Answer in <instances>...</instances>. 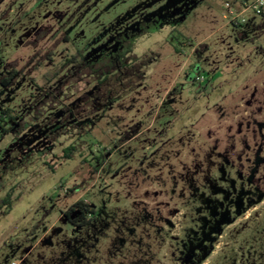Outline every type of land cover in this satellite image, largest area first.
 Returning <instances> with one entry per match:
<instances>
[{"label": "rangeland", "instance_id": "1", "mask_svg": "<svg viewBox=\"0 0 264 264\" xmlns=\"http://www.w3.org/2000/svg\"><path fill=\"white\" fill-rule=\"evenodd\" d=\"M229 9L0 0V264H264V17Z\"/></svg>", "mask_w": 264, "mask_h": 264}, {"label": "trees", "instance_id": "2", "mask_svg": "<svg viewBox=\"0 0 264 264\" xmlns=\"http://www.w3.org/2000/svg\"><path fill=\"white\" fill-rule=\"evenodd\" d=\"M262 16L264 17V14H262ZM167 20L168 19L166 18V16H164L163 13L157 12L153 16H151L148 19H146L145 21L141 22L138 27H139V29H143V27H146L147 30H157L161 26V24H164ZM120 40L123 41L124 40V37L123 36H120ZM128 40L129 39H127L125 41L126 42H129ZM79 57L80 58L77 60L75 58V56H72V60H75V64L79 68L80 71H82L80 68L86 69V68H90L93 65L92 63H85L83 61L84 60V55L83 54L79 53ZM121 57H122V55H121L120 49L118 48L116 55H114V57L112 59L111 58L109 59L110 64L108 63V58H106L102 63L95 64V66H97V69H95V70H96V74L98 75L97 76V79H96L98 85H100L103 82H105L107 80V78L109 80V75L107 76V74H108V68L109 69L110 68L113 69V70L110 69V71H112L113 76L116 74V71L117 70H120V67H121V70L125 68L124 60L122 59V62H121ZM98 67H100L99 68V72H98ZM136 67L137 66L132 65V67H130L131 69H126V70L124 69L122 71L124 72V74H129V73H131V71L132 72H136V70H137ZM112 74H110V76H112ZM46 100L52 101L53 102L52 104H56V101L52 98V96L50 98H47V99L42 100V101L44 102ZM45 106H49L48 103H44L40 107H45ZM65 107L66 106L63 107L62 111H59L57 113V118H62L64 110H67L68 109V108H65ZM2 113L4 115H7V112L6 111H2ZM9 117L11 119H13L14 125H18L21 128H25L26 127V124H21V122H18L17 115L9 116ZM57 118L55 119V117H51L50 116V118H49L50 119V122H48L49 123V126L48 127H50L51 130H48V132L51 131V132L55 133L57 130H59L61 128V125L59 124V119H57ZM16 129L17 128H15V130ZM22 140L25 142L26 140H29V139H28L27 136H25ZM18 146L19 147L21 146L22 149H24L25 147L28 148V146L25 145V144H23L22 142L18 143ZM44 148L47 149L46 146L43 147V149ZM73 149H74V147L72 145L66 147L63 150V156L62 157L63 158H69L71 156V153H72ZM257 202H259V201H257ZM253 206L254 205H252L251 207H253ZM71 214H76L75 215V218L72 219V220L70 219V215ZM92 214H93V211L89 208L88 204H86L82 199H78L77 201H75V203L73 205H71L64 212V216L70 221V223L73 226H85V225H87L88 222L90 221V217H87V215H92ZM200 248H202V247H200ZM209 250H206L204 253L205 254L206 253L208 254V252H210Z\"/></svg>", "mask_w": 264, "mask_h": 264}, {"label": "built area", "instance_id": "3", "mask_svg": "<svg viewBox=\"0 0 264 264\" xmlns=\"http://www.w3.org/2000/svg\"><path fill=\"white\" fill-rule=\"evenodd\" d=\"M241 10L237 13L232 12L229 9V13L231 14L230 22H235L238 18H241V21L244 22L245 18H243L244 13L247 10H251L257 14H264V0H238Z\"/></svg>", "mask_w": 264, "mask_h": 264}, {"label": "crops", "instance_id": "4", "mask_svg": "<svg viewBox=\"0 0 264 264\" xmlns=\"http://www.w3.org/2000/svg\"><path fill=\"white\" fill-rule=\"evenodd\" d=\"M51 102H52V101H51ZM51 102H50L49 100H46V101H45V103H48V104L51 103ZM52 103H53V102H52ZM69 146H70V145H69ZM24 150L29 151V150H31V149L25 147ZM41 151H42V150H41Z\"/></svg>", "mask_w": 264, "mask_h": 264}, {"label": "flooded vegetation", "instance_id": "5", "mask_svg": "<svg viewBox=\"0 0 264 264\" xmlns=\"http://www.w3.org/2000/svg\"><path fill=\"white\" fill-rule=\"evenodd\" d=\"M114 52L117 53V50H115ZM28 148L31 149L30 146H28Z\"/></svg>", "mask_w": 264, "mask_h": 264}]
</instances>
